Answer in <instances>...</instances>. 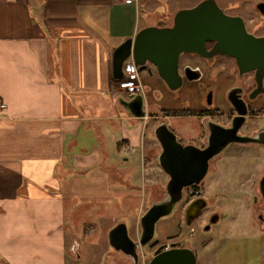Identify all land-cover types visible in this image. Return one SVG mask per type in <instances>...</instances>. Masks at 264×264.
<instances>
[{
    "label": "crops",
    "instance_id": "obj_1",
    "mask_svg": "<svg viewBox=\"0 0 264 264\" xmlns=\"http://www.w3.org/2000/svg\"><path fill=\"white\" fill-rule=\"evenodd\" d=\"M151 3L0 0V264H67V214L152 180L146 117L112 94L114 49L170 14Z\"/></svg>",
    "mask_w": 264,
    "mask_h": 264
},
{
    "label": "rangeland",
    "instance_id": "obj_2",
    "mask_svg": "<svg viewBox=\"0 0 264 264\" xmlns=\"http://www.w3.org/2000/svg\"><path fill=\"white\" fill-rule=\"evenodd\" d=\"M150 8L154 12L163 13L167 8V16H161L157 23L160 26L172 25L173 16L181 9H187L195 6L202 0H150ZM219 5L228 11V13H239L245 20L247 29L257 35L264 34V13L255 8L251 0H217ZM155 3V4H154ZM238 5V7H236ZM158 7V8H157ZM174 12V13H173ZM143 18V17H142ZM158 76L156 67L147 63L140 69V78L143 84L144 109L146 110V119L143 121L146 127L145 144L147 151L145 154L150 162L146 167V176L152 180L145 185L142 178V171L136 170L139 178L137 181L132 179L129 196L118 197L115 194L112 198L104 200H91V207L78 209L73 215L67 214V222L80 241L76 251L68 240V261L67 264H134L133 258L126 255L120 250L114 249L108 239L109 231L118 223H125L130 237L139 241L141 235V225L138 223L140 214L142 215L155 202L162 201L166 196V185L169 175L162 169L157 160V155L162 151L161 146L155 137V126L164 120L160 113V108L171 107L174 97L180 96L181 101L185 100V90L170 92L166 89L162 81L156 79ZM153 78V80H152ZM115 91V92H114ZM113 91V100L116 99L115 93H123L124 99L127 96L126 91H122L116 85ZM122 92V93H121ZM177 98V97H176ZM121 98H117L119 104ZM183 104V103H182ZM156 114L157 118L150 117ZM149 116V117H148ZM174 129L184 136V142L187 136L196 132V122L194 119H181L176 121L174 118L166 119ZM129 126L132 125L129 123ZM193 126V129H189ZM148 150H150L148 152ZM229 155L227 161L232 160ZM233 165V163H230ZM232 168H228L231 170ZM220 175L225 173L223 167L218 168ZM237 178L234 181L224 183L227 188H223L221 180L211 176L206 185V196L209 199L210 206L202 212L201 216L196 219L192 226L185 224L183 217L184 199L178 208V214L173 212L165 217L160 218L156 223L155 235L152 241L145 247L138 248L140 259L138 264H149L156 250L161 249L167 243H171L172 236L178 229L176 223L181 220L182 243L191 247L197 254L196 264H264V229L255 224L253 210L255 202L252 198H245L238 194L232 193L233 190L242 186L238 183L239 170L236 169ZM141 175V176H140ZM223 188V192L221 189ZM184 205V206H183ZM217 212L221 215L216 222H207L210 212ZM176 217V220H175ZM95 221L97 226L86 225L85 222ZM209 225V228L206 226ZM194 231L191 232V228ZM85 230V231H84ZM84 232L90 234L93 238L89 242L84 240ZM71 239L72 236L68 234ZM97 239L98 241H94ZM87 239V238H86ZM183 239V240H182ZM74 243V240H73Z\"/></svg>",
    "mask_w": 264,
    "mask_h": 264
},
{
    "label": "flooded vegetation",
    "instance_id": "obj_3",
    "mask_svg": "<svg viewBox=\"0 0 264 264\" xmlns=\"http://www.w3.org/2000/svg\"><path fill=\"white\" fill-rule=\"evenodd\" d=\"M255 8L263 13L264 2L255 4ZM223 10L230 14L225 9ZM230 15H239V13H231ZM254 35L264 36V34ZM214 44L215 41H208L207 50H213ZM178 69L182 77L179 88L170 89L160 76H158V80L162 81L166 89L172 93L185 90L186 98L181 101V97L178 95L172 101L174 105L169 108L167 106L160 108L161 116L165 121L161 120L154 129L156 130L160 125L166 124L176 135L177 141L183 146H193L200 150H206L208 155H213L208 159L207 173L201 181L197 184L184 186L182 198L176 204L173 212L178 214V208L183 200L188 199L185 206L183 205L184 208L181 209H183L185 224L192 226L193 222L211 204L206 196L205 181L211 176H216L213 178L223 181L221 186L227 188L224 183L233 182L237 178L236 169H238V183L242 187L233 190L232 193L254 200L255 224L264 229V187L261 188V181L264 178V78L259 85L256 70L241 71L236 59L224 53H210L209 56H203L196 52H184L179 57ZM186 71H188V75H186ZM152 116L158 117L156 114L150 115V117ZM170 118H174L176 121L194 119L197 124L195 134L192 135L193 131H191L190 136H187V141L184 142V136L178 134L174 129L175 127L166 120ZM190 129H193V126H189L188 130ZM159 134L166 144L163 128L161 130L159 128ZM158 142L162 150L161 142L159 140ZM190 153L202 155L201 152L193 150ZM229 155H231L232 160L227 161L226 158ZM220 167L225 170L222 175L218 170ZM228 168L232 169L228 170ZM223 188L221 192H223ZM172 193L176 194L174 188ZM197 200L203 206L200 210L199 206L197 207L199 213L189 224L187 218H191L193 215L189 212L188 216L187 212ZM219 217H221L220 214L212 211L208 215L207 222H216ZM182 224L181 220L177 221L176 229L178 231L172 236L174 241L169 243V247L156 250L155 254L166 249L190 247L186 244L187 242L182 243L179 239L182 237ZM206 228H209V225ZM190 230L192 232L194 228L192 227ZM148 244L140 246L145 247Z\"/></svg>",
    "mask_w": 264,
    "mask_h": 264
},
{
    "label": "water",
    "instance_id": "obj_4",
    "mask_svg": "<svg viewBox=\"0 0 264 264\" xmlns=\"http://www.w3.org/2000/svg\"><path fill=\"white\" fill-rule=\"evenodd\" d=\"M264 13V11H263ZM215 41L213 50H207V42ZM184 52H196L203 56L210 53H224L233 56L241 71L256 70L260 85L264 78V36L250 33L240 15L227 14L217 0H202L195 6L177 11L172 25H149L141 28L134 36L126 38L113 51L112 75L115 80L123 77V63L132 57L139 66L151 63L156 67L158 75L168 87L175 90L180 87L182 77L179 73V57ZM188 75V71H186ZM121 103L134 116L145 117L144 98L137 95L133 99L121 98ZM159 128L165 130L166 144L159 134ZM156 138L161 142L162 151L157 160L162 169L170 176L166 186L168 196L162 201L153 203L140 218V241L133 240L125 223L114 226L108 235L110 245L133 258L138 264L140 245L153 240L157 221L171 214L182 198L184 186L197 184L208 169V159L213 154L193 146L180 144L174 132L166 124L155 130ZM201 152V156L197 153ZM190 153V154H189ZM264 187V178L261 188ZM175 189L176 194L172 193ZM203 204L197 200L189 212L193 216L187 218L190 224L198 215ZM76 251V248L73 247ZM196 254L190 247L166 249L156 253L149 264H196Z\"/></svg>",
    "mask_w": 264,
    "mask_h": 264
},
{
    "label": "built area",
    "instance_id": "obj_5",
    "mask_svg": "<svg viewBox=\"0 0 264 264\" xmlns=\"http://www.w3.org/2000/svg\"><path fill=\"white\" fill-rule=\"evenodd\" d=\"M126 3H131L133 0H123ZM123 77L116 80L117 86L122 91L127 92L126 99L130 100L137 95H142L144 98L143 84L140 78V66L132 57L127 58L123 63ZM7 104L0 98V114L6 110ZM164 247H169V243Z\"/></svg>",
    "mask_w": 264,
    "mask_h": 264
},
{
    "label": "trees",
    "instance_id": "obj_6",
    "mask_svg": "<svg viewBox=\"0 0 264 264\" xmlns=\"http://www.w3.org/2000/svg\"><path fill=\"white\" fill-rule=\"evenodd\" d=\"M144 66H140V69H142Z\"/></svg>",
    "mask_w": 264,
    "mask_h": 264
}]
</instances>
